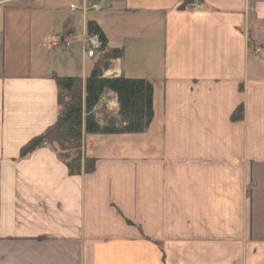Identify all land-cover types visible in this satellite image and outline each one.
<instances>
[{
  "label": "crops",
  "instance_id": "0c3cea01",
  "mask_svg": "<svg viewBox=\"0 0 264 264\" xmlns=\"http://www.w3.org/2000/svg\"><path fill=\"white\" fill-rule=\"evenodd\" d=\"M195 2L0 0V264H264V0ZM90 21L154 118L84 135L94 170L70 175L48 145L20 154L57 120L54 77L98 60ZM95 112L121 121L112 92Z\"/></svg>",
  "mask_w": 264,
  "mask_h": 264
},
{
  "label": "trees",
  "instance_id": "16d2710c",
  "mask_svg": "<svg viewBox=\"0 0 264 264\" xmlns=\"http://www.w3.org/2000/svg\"><path fill=\"white\" fill-rule=\"evenodd\" d=\"M88 35H98L102 47L90 75L57 77L58 117L42 135L33 138L21 150V157L34 153L44 145L50 146L66 165L70 175H81L94 170L95 162L84 158V135L141 134L154 118L153 85L145 79L123 76L105 77L112 62L121 59L124 50L107 48V38L95 22H88ZM112 92L119 103L120 122L109 119L101 125L95 108L105 93Z\"/></svg>",
  "mask_w": 264,
  "mask_h": 264
},
{
  "label": "built area",
  "instance_id": "2783aa9c",
  "mask_svg": "<svg viewBox=\"0 0 264 264\" xmlns=\"http://www.w3.org/2000/svg\"><path fill=\"white\" fill-rule=\"evenodd\" d=\"M195 7H199L198 5ZM72 9H76V6H72L71 7ZM88 9H92V10H95V11H100L103 9V5L101 4H86L85 6V9L84 10H88ZM87 45H88V56L89 57H93L95 55V52L100 49L101 47V40L99 38L98 35H94L92 37H90L87 41Z\"/></svg>",
  "mask_w": 264,
  "mask_h": 264
},
{
  "label": "rangeland",
  "instance_id": "374dc122",
  "mask_svg": "<svg viewBox=\"0 0 264 264\" xmlns=\"http://www.w3.org/2000/svg\"><path fill=\"white\" fill-rule=\"evenodd\" d=\"M81 50H77V54H80ZM86 56V53H84ZM88 58V57H86ZM94 60L93 59H87V67H90L93 64ZM85 158V157H84Z\"/></svg>",
  "mask_w": 264,
  "mask_h": 264
}]
</instances>
